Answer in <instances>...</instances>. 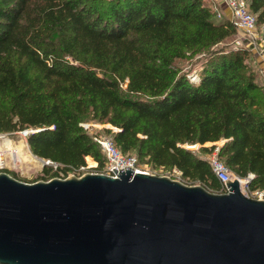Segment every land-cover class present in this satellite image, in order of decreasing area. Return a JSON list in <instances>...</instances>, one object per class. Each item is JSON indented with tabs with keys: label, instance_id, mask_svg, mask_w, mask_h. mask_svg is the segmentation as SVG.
Listing matches in <instances>:
<instances>
[{
	"label": "trees",
	"instance_id": "1",
	"mask_svg": "<svg viewBox=\"0 0 264 264\" xmlns=\"http://www.w3.org/2000/svg\"><path fill=\"white\" fill-rule=\"evenodd\" d=\"M247 1L264 25V0ZM236 31L203 0H0V132L32 129V154L61 165L48 179L105 166L91 119L122 153L223 192L204 158L217 146L264 192V91L250 48L222 44Z\"/></svg>",
	"mask_w": 264,
	"mask_h": 264
},
{
	"label": "water",
	"instance_id": "2",
	"mask_svg": "<svg viewBox=\"0 0 264 264\" xmlns=\"http://www.w3.org/2000/svg\"><path fill=\"white\" fill-rule=\"evenodd\" d=\"M0 171V264H264V199L167 175Z\"/></svg>",
	"mask_w": 264,
	"mask_h": 264
},
{
	"label": "built area",
	"instance_id": "3",
	"mask_svg": "<svg viewBox=\"0 0 264 264\" xmlns=\"http://www.w3.org/2000/svg\"><path fill=\"white\" fill-rule=\"evenodd\" d=\"M223 3L230 11V21L235 25L236 29L242 32L243 37H240L236 43L240 44L241 47L246 46L252 50V52L256 55V57L260 60V64L258 66L259 79L262 90L264 91V38L260 34H258L255 30V26L257 25V19L255 14L251 12L248 7L247 0H219ZM217 19H221L220 13L216 14ZM243 42V44H241ZM195 77H191V80H194ZM86 131L92 136L93 140L98 144L101 153L105 157L106 165L104 168L97 169V164H84L80 165L77 168H73L68 172V175H76L79 176L82 173L80 172H98L103 174H108L115 176L116 173L112 169L114 167L116 172L119 171V168L123 167V171H125L124 165H128L133 167L134 172L140 173H150V174H159L156 173L151 167H142L138 163V158L136 154H124L122 153L117 146L113 143V140L110 135H101L97 132H89L88 128L90 127V123L81 122L79 123ZM116 130V129H115ZM190 147V146H189ZM191 147L198 149L199 145L194 144ZM217 146L213 149V151L205 156V160L207 161L213 175L217 178V180L222 185L223 192L227 191L226 181H233L234 178L238 181L239 190L247 197H253L257 199H264V192L261 189H252L250 187V181L253 177L252 174H248L245 177H241L232 170H230L224 162L218 157L217 154ZM173 171L177 174L175 179L181 180V173L177 169H173ZM61 177L62 173H59ZM169 176V175H167ZM182 181V180H181Z\"/></svg>",
	"mask_w": 264,
	"mask_h": 264
},
{
	"label": "rangeland",
	"instance_id": "4",
	"mask_svg": "<svg viewBox=\"0 0 264 264\" xmlns=\"http://www.w3.org/2000/svg\"><path fill=\"white\" fill-rule=\"evenodd\" d=\"M211 1L212 2L217 1V4H219V3L222 5H224V4L221 3L219 0H203L205 5L209 6L210 8H212V10L215 11V19H217V17H218V16H216L217 13H220L221 18H224L225 16L222 14V12L220 10L221 5L220 6L212 5V4H210ZM228 11H229V9H228ZM217 20H219V19H217ZM255 30L259 35L260 34L262 35V33L264 32V25L257 24L255 26ZM240 37H243V34L239 30H237L234 35H232L228 39L224 40L222 44L223 45L225 44L228 47L241 48L242 45L240 46V44L236 43V41ZM241 44H243V42ZM243 47L245 48L246 46H243ZM250 51L252 52V50H250ZM251 66L256 71L257 78L260 82L259 72H258L259 63H257V57L253 52H252ZM260 96H261V99H264L263 95L260 94ZM84 122L90 123V127L88 128V131L90 133L91 132H97L101 135H110V134L104 132L103 128H111V130L116 131L115 130L116 128L111 126L110 124L98 123V122L91 120V119H88ZM30 131H32V129H23V130H17V131L0 132V148L5 149V148L9 147V148L17 149L18 152L20 153L18 156H12L10 154L1 155V157H0V171H5V172L9 173L10 175H13L15 178L22 180V181H26V182H33V181H37V180H47L48 176L53 175L57 171H60L59 168L61 167V165L50 162L49 160L43 159L41 157H38V156L32 154V152L29 149V146L27 144V139H26V135ZM186 147L193 149V150H197L196 148L191 147V145H186ZM129 154H132V153H129ZM90 159L91 160L88 161V159L85 156V164L86 163H88L90 165L92 163L97 164V162L94 159H92L91 157H90ZM138 163L142 167H144V166L151 167L156 173H159L160 175H169L171 178H175L177 176V174L173 171L174 168L168 169V168H162V167H154L152 164H150L144 160H140V161H138ZM45 168H48L47 172L45 171ZM97 169H99V167H97ZM80 173L84 174L87 172L83 171ZM91 173H98V172H91ZM66 174H68V173H66ZM63 176H67V175H63ZM55 177H61V175L58 174V176H55ZM187 183L188 184H199L197 182H195V183L194 182L193 183L187 182Z\"/></svg>",
	"mask_w": 264,
	"mask_h": 264
},
{
	"label": "crops",
	"instance_id": "5",
	"mask_svg": "<svg viewBox=\"0 0 264 264\" xmlns=\"http://www.w3.org/2000/svg\"><path fill=\"white\" fill-rule=\"evenodd\" d=\"M210 4H212V5H215V6H220L221 7V12H222V14L226 17V18H228V19H230V12L228 11V9L224 6V5H222V4H217V1L216 2H212L211 1V3ZM257 63H259L260 64V60L257 58Z\"/></svg>",
	"mask_w": 264,
	"mask_h": 264
},
{
	"label": "bare ground",
	"instance_id": "6",
	"mask_svg": "<svg viewBox=\"0 0 264 264\" xmlns=\"http://www.w3.org/2000/svg\"><path fill=\"white\" fill-rule=\"evenodd\" d=\"M3 154H10L12 156H18L20 153L18 152L17 149H13V148H9V147L8 148H5V149L0 148V157Z\"/></svg>",
	"mask_w": 264,
	"mask_h": 264
}]
</instances>
